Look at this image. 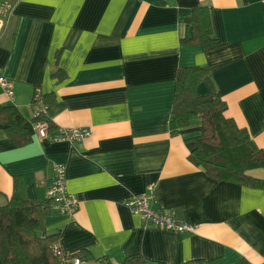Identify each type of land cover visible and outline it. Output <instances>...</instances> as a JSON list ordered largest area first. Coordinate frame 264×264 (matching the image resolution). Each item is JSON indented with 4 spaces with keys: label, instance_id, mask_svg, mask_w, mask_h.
I'll return each mask as SVG.
<instances>
[{
    "label": "crops",
    "instance_id": "obj_1",
    "mask_svg": "<svg viewBox=\"0 0 264 264\" xmlns=\"http://www.w3.org/2000/svg\"><path fill=\"white\" fill-rule=\"evenodd\" d=\"M7 1L13 11L0 31V76L13 97L0 87V106L17 108L31 142L17 146L0 124V206L21 177L43 211L40 236L58 235L62 250L84 264L134 255L152 264H264V191L209 177L188 159L201 125L172 135L170 123L177 71L206 67L196 95L219 94L225 116L264 153V0ZM196 6L212 9L222 47L181 44ZM38 115L53 131L87 128L90 136L40 141ZM55 164L65 166L78 202L73 215L45 208ZM246 174L264 180L262 169ZM150 184L153 209L174 213L195 233L145 226L123 206Z\"/></svg>",
    "mask_w": 264,
    "mask_h": 264
},
{
    "label": "trees",
    "instance_id": "obj_2",
    "mask_svg": "<svg viewBox=\"0 0 264 264\" xmlns=\"http://www.w3.org/2000/svg\"><path fill=\"white\" fill-rule=\"evenodd\" d=\"M186 34L183 45H200L204 52L223 46L215 37L212 9L208 6L192 8L185 20ZM58 54L56 62L58 61ZM206 67L181 68L176 73L175 91L171 112V134H178L181 128L193 122L201 125V134L192 139L195 147L189 154V161L212 179L239 184L264 191V180L255 179L246 173L264 170V153L250 139L247 131L225 116L227 104L212 91L209 96L196 95L197 86L207 81ZM48 106L53 95L46 97ZM46 121L38 115L34 124ZM26 120L14 106H0V124L5 133L21 147L31 142V136L24 128ZM47 210V209H46ZM43 223L41 207L27 198L21 177H13V191L8 203L0 206V261L1 264H57L51 246L58 241V235L40 236ZM80 257V255H78ZM82 259V257H80ZM121 264H152L143 257H126ZM159 264V263H155ZM185 264H204L200 260Z\"/></svg>",
    "mask_w": 264,
    "mask_h": 264
},
{
    "label": "built area",
    "instance_id": "obj_3",
    "mask_svg": "<svg viewBox=\"0 0 264 264\" xmlns=\"http://www.w3.org/2000/svg\"><path fill=\"white\" fill-rule=\"evenodd\" d=\"M13 4L7 0H0V31L5 27L12 15ZM0 87L9 97H13L10 82L0 76ZM36 98V95H35ZM37 117V116H36ZM34 130L40 141L79 143L90 136L87 128H60L55 131L49 129L46 121L34 124ZM66 171L63 164H55L52 177L45 194V208L59 215H73L78 209V202L66 187ZM157 193L153 184L139 194L128 196L123 201V206L132 214L138 215L145 226H151L159 230L178 234L195 233L196 227L179 220L174 213L163 209H153L152 204L156 201ZM57 264H84L78 255L66 254L59 243L51 246ZM101 264H111L107 260H101Z\"/></svg>",
    "mask_w": 264,
    "mask_h": 264
}]
</instances>
